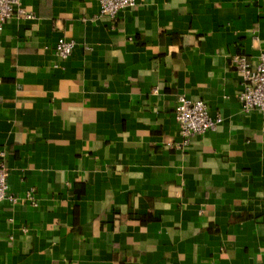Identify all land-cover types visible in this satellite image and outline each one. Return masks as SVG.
Wrapping results in <instances>:
<instances>
[{"label": "crops", "instance_id": "1", "mask_svg": "<svg viewBox=\"0 0 264 264\" xmlns=\"http://www.w3.org/2000/svg\"><path fill=\"white\" fill-rule=\"evenodd\" d=\"M0 29V264H264V114L231 64L264 0H19ZM59 38L71 54L55 52ZM221 123L182 146L178 96ZM33 192L35 204L25 199Z\"/></svg>", "mask_w": 264, "mask_h": 264}, {"label": "built area", "instance_id": "2", "mask_svg": "<svg viewBox=\"0 0 264 264\" xmlns=\"http://www.w3.org/2000/svg\"><path fill=\"white\" fill-rule=\"evenodd\" d=\"M100 14L115 18L120 11L131 7L135 0H98ZM13 15L30 18L31 14L19 5V0H0V29L4 22ZM75 43L73 40L59 38L55 52L61 58L71 54ZM231 64L242 76V88L238 94L239 102L245 111L258 110L264 114V51L256 59L250 60L246 55L236 53L231 56ZM174 117L182 137L181 145L188 143L195 134L214 130L222 121L219 114L211 115L208 105L201 99L192 100L183 95L178 96L174 107ZM4 152H0V202L14 203L19 197L10 193L7 184V167L4 163ZM33 192L29 191L25 199L35 204Z\"/></svg>", "mask_w": 264, "mask_h": 264}]
</instances>
